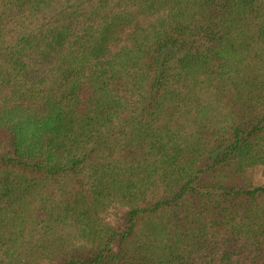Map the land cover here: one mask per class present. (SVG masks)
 Listing matches in <instances>:
<instances>
[{
    "label": "trees",
    "instance_id": "16d2710c",
    "mask_svg": "<svg viewBox=\"0 0 264 264\" xmlns=\"http://www.w3.org/2000/svg\"><path fill=\"white\" fill-rule=\"evenodd\" d=\"M264 0H0V264H264Z\"/></svg>",
    "mask_w": 264,
    "mask_h": 264
},
{
    "label": "rangeland",
    "instance_id": "374dc122",
    "mask_svg": "<svg viewBox=\"0 0 264 264\" xmlns=\"http://www.w3.org/2000/svg\"><path fill=\"white\" fill-rule=\"evenodd\" d=\"M257 176L260 178H264V172L262 170H260L259 173L257 174Z\"/></svg>",
    "mask_w": 264,
    "mask_h": 264
}]
</instances>
